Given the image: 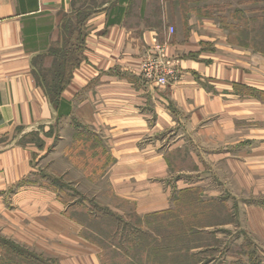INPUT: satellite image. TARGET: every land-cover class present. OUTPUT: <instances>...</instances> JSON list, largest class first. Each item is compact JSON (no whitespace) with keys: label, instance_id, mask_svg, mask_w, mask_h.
<instances>
[{"label":"crops","instance_id":"1","mask_svg":"<svg viewBox=\"0 0 264 264\" xmlns=\"http://www.w3.org/2000/svg\"><path fill=\"white\" fill-rule=\"evenodd\" d=\"M174 1L0 0V233L7 235L14 227L16 234L8 235L35 248V217L23 222L22 215L25 208L35 214L36 193L56 198L53 191L35 190V167L63 160L65 170L72 171V148L59 151L68 140L95 156L102 147L112 179L122 182L131 174L125 173L129 167L166 170L169 160L156 147L172 134L176 140L170 149L179 150L187 147L183 134L191 133L192 142L194 137L222 136L223 150L211 157L229 165L233 173L241 147L259 141L254 149L263 157L253 164H264V103L241 92L246 86L264 90L263 57L229 45L213 17L194 12L181 20V7ZM156 39L178 69L177 78L166 87L142 74V63ZM58 73L65 83L57 105L47 86L60 80ZM247 122L255 123L251 135L238 138L234 143L239 148H231L233 137L245 132L242 125ZM42 130L49 133L43 150L21 142L25 135ZM198 154L191 152L193 165L202 164ZM9 193L17 204L14 211L7 209ZM141 197L146 199L140 204L141 214L169 208L163 187ZM25 199L31 200L23 208ZM51 211L65 209L54 204ZM66 222L67 228L72 226ZM65 240L81 248L67 253L64 247L63 254L54 255L63 264H103L100 247L84 239L88 246L80 244L79 237Z\"/></svg>","mask_w":264,"mask_h":264},{"label":"rangeland","instance_id":"2","mask_svg":"<svg viewBox=\"0 0 264 264\" xmlns=\"http://www.w3.org/2000/svg\"><path fill=\"white\" fill-rule=\"evenodd\" d=\"M176 4L181 7L177 12L181 20L187 21L194 12L213 17L227 34L229 45L264 60V36L259 31L264 27V0H177ZM47 81L51 83V78ZM241 90L264 103V90L250 86ZM254 124L242 125L245 132L233 137L231 148H239L235 140L251 135ZM43 130L25 135L21 142L43 150L49 134ZM190 134H183L188 142L184 149H170L176 140L173 134L157 145L156 150L169 160L166 170L160 166L156 167L158 171L129 167L125 173L131 174L124 176L123 182L112 179L102 147L95 156L92 150L81 151V146L75 147L76 142L68 140L59 151L72 148V171L65 170L67 163L63 160L55 161V166L37 165L39 153H35L39 171L35 190L53 191L56 198L36 193L35 214L25 208L22 215L23 222L35 217V248L14 241V236L8 235L16 234L14 227L7 230V235L0 233V264H63L54 255L63 254L64 247L69 249L67 253L81 248L77 242H67V237H79L80 244L88 246L81 241L84 239L100 247L103 264H264V164H253L254 159L263 157L254 149L259 141L241 147L238 152L242 157L233 165V173L229 165L212 158L223 150L222 136L204 137L196 144L200 140L194 137L192 142ZM148 142L156 146L155 141ZM191 150L199 152L202 164L193 165ZM144 177L146 180H139ZM160 187L169 208L141 214L140 204L146 201L141 196L148 190L154 194ZM117 189L130 192L132 197L121 196ZM5 200L7 209L14 211L17 204L12 193ZM26 200L31 199L23 200V208ZM54 204L64 207L65 212L51 211ZM174 218L180 223L174 224ZM65 220L72 226L67 228ZM9 222L15 225L11 219Z\"/></svg>","mask_w":264,"mask_h":264},{"label":"built area","instance_id":"3","mask_svg":"<svg viewBox=\"0 0 264 264\" xmlns=\"http://www.w3.org/2000/svg\"><path fill=\"white\" fill-rule=\"evenodd\" d=\"M173 32V28L169 29ZM156 46L150 51L149 57L142 63V74L159 87H166L170 79L177 77L178 69L165 48L155 40Z\"/></svg>","mask_w":264,"mask_h":264},{"label":"trees","instance_id":"4","mask_svg":"<svg viewBox=\"0 0 264 264\" xmlns=\"http://www.w3.org/2000/svg\"><path fill=\"white\" fill-rule=\"evenodd\" d=\"M260 33L262 35V37L264 36V27H261L260 28ZM259 44V42H258ZM260 45V44H259ZM263 45V44H262ZM259 47V46H257ZM61 72V71H60ZM62 73H58V77H60L59 79L60 80H57L56 84L55 85H49L47 86V93L49 94V96L52 98L53 100V103L57 104L58 105V102H61V101H58V98L60 96V92L62 90V87H63V83H65V77L62 79ZM197 201V200H196ZM195 201V202H196ZM178 219V218H177ZM174 224H177V223H180V219L178 221L175 220H172ZM171 221V222H172ZM185 227V225H184ZM183 229V228H182ZM193 232V230H192Z\"/></svg>","mask_w":264,"mask_h":264}]
</instances>
